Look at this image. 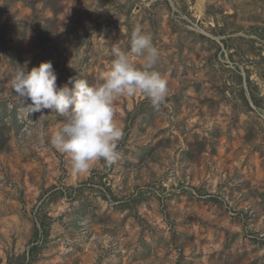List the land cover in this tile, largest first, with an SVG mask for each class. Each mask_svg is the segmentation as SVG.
Wrapping results in <instances>:
<instances>
[{
    "label": "rangeland",
    "instance_id": "rangeland-1",
    "mask_svg": "<svg viewBox=\"0 0 264 264\" xmlns=\"http://www.w3.org/2000/svg\"><path fill=\"white\" fill-rule=\"evenodd\" d=\"M137 26L166 98H118V158L74 172L11 79L100 83ZM262 201L264 0H0V264H264Z\"/></svg>",
    "mask_w": 264,
    "mask_h": 264
},
{
    "label": "clouds",
    "instance_id": "clouds-1",
    "mask_svg": "<svg viewBox=\"0 0 264 264\" xmlns=\"http://www.w3.org/2000/svg\"><path fill=\"white\" fill-rule=\"evenodd\" d=\"M107 47L114 59L100 83L89 84L85 79L74 78L58 85L51 61L41 62L31 70L26 62L10 82L23 111L40 113L43 119L47 116L43 110H54L64 117L50 142L69 157L77 173H86L97 160L112 162L118 158L117 142L123 135L114 119L118 98L141 93L158 106L168 92L167 80L153 70L159 50L152 36L140 26L131 34L128 52L121 51L118 43ZM133 56L142 58V68L133 63Z\"/></svg>",
    "mask_w": 264,
    "mask_h": 264
},
{
    "label": "trees",
    "instance_id": "trees-1",
    "mask_svg": "<svg viewBox=\"0 0 264 264\" xmlns=\"http://www.w3.org/2000/svg\"><path fill=\"white\" fill-rule=\"evenodd\" d=\"M48 5L51 7V9L52 10H54V14L55 15H57L58 13H60L62 10H63V7H59V9L58 8H55V7H53V5H52V2H50V3H48ZM241 78V77H240ZM241 80V79H240ZM253 101H254V103L256 104V106H260V102H259V100L254 96V98H253ZM42 228H43V230H44V232L47 234V229H46V226H45V224L43 225L42 224ZM36 248H38V246L36 245L35 247H34V249H36Z\"/></svg>",
    "mask_w": 264,
    "mask_h": 264
},
{
    "label": "crops",
    "instance_id": "crops-1",
    "mask_svg": "<svg viewBox=\"0 0 264 264\" xmlns=\"http://www.w3.org/2000/svg\"><path fill=\"white\" fill-rule=\"evenodd\" d=\"M262 202H264V201H262Z\"/></svg>",
    "mask_w": 264,
    "mask_h": 264
}]
</instances>
